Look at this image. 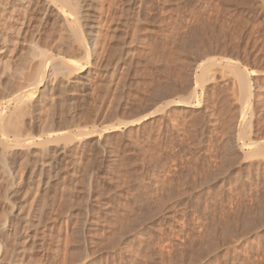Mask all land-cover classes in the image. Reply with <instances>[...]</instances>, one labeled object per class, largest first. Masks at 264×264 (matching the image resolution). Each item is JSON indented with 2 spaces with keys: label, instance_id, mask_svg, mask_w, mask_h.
I'll use <instances>...</instances> for the list:
<instances>
[{
  "label": "rangeland",
  "instance_id": "374dc122",
  "mask_svg": "<svg viewBox=\"0 0 264 264\" xmlns=\"http://www.w3.org/2000/svg\"><path fill=\"white\" fill-rule=\"evenodd\" d=\"M108 1L106 14L111 10L103 16L115 19L105 20L110 28L102 30L95 50L109 53V57L114 51L111 62L115 61V82L106 87L107 91L101 87L103 92L100 86L97 88L100 78L93 73L90 87L100 90L103 98L96 120L98 128L108 123L102 120V114L106 117L112 112L115 130L109 139L102 133L101 144L115 160L112 163L104 154L98 155L101 146L95 148L94 144L93 149L90 140L85 147L91 149H85L83 157L73 155L62 163L69 174L72 165L68 164L75 160L83 165L88 157L95 160L102 156L98 157L101 164L94 161L96 166L90 168L94 175L89 182L90 200L87 178L86 189L81 186L84 189L74 198V205L79 207L73 205L71 209L73 215L85 218L102 215L99 224L105 221L100 226L105 233L88 227L79 231L83 218L74 215L78 229H73L76 237L72 233L76 240L69 242L75 243L77 250L73 245L68 247L75 250L72 255L76 260L72 261L80 263L84 257L80 264H264V153L251 156L249 163L240 162L253 152L252 146H264V0ZM105 41L108 51L113 46L109 52ZM102 47L106 52L99 49ZM234 67L237 70H232ZM237 71L248 76L249 92L236 77ZM187 95L191 97L189 107L174 104ZM244 96L246 106L242 105ZM158 108H164L160 115L156 114ZM105 137L113 144H104ZM87 163L84 166L90 167ZM98 165L107 169L101 171ZM83 196L90 204H83ZM92 196L95 200L97 197L99 205L93 203ZM61 199L56 200V207L63 208L56 209L60 214L66 212L65 205L70 202ZM78 200H83L80 203L87 213L80 211L83 206ZM78 211L84 215H78ZM57 215L51 224V230L55 227L53 235L63 227V217ZM112 219L115 235L111 240L107 226ZM32 230V226L27 227L28 233ZM90 232H96L99 238ZM105 238L102 247L100 240ZM48 240H52L46 241L50 245ZM93 241L100 242L96 248L101 249L91 259L86 256ZM14 247L19 252L17 244ZM83 252L84 256L80 254ZM69 257L67 262L72 264ZM11 259L4 264L14 263Z\"/></svg>",
  "mask_w": 264,
  "mask_h": 264
},
{
  "label": "bare ground",
  "instance_id": "6f19581e",
  "mask_svg": "<svg viewBox=\"0 0 264 264\" xmlns=\"http://www.w3.org/2000/svg\"><path fill=\"white\" fill-rule=\"evenodd\" d=\"M107 1L108 0H0V264H4L5 259L9 257L11 251H13L12 253L14 254H11L12 256L9 257L10 259L13 258L14 263L12 262V264H68L67 256H71L69 257L71 258L69 262H73L72 259H75V256L72 255V252L74 253L75 251L72 250L74 248L76 249L73 245L75 243H72L74 248L71 251H69L70 249L68 250L69 246V248L72 247V245H69V242L72 238L75 239L76 237L75 233H73V231L76 232V230H73L74 227L81 225L79 231H83L84 229L86 231L88 227L90 231L93 230L94 232L95 230H100L101 232L102 228L100 229V226L103 222L105 223V221L102 222L101 220L102 223L99 224V218L102 216L99 214L95 219L93 216H91V219L89 217L85 218L81 214V216H76L74 214L76 217L84 219L79 220L81 224L74 226L73 217L75 216L72 213V209L74 206L79 207L74 205L77 204V199L75 200L74 198L81 189H86L84 185L87 178V197L89 199V182L91 181L90 179H92L91 175H93L90 173V168L96 166V163H93L94 161H96L97 164H101L98 160L102 156H98L99 158L97 157L95 160H90L89 157L87 158L85 156L90 167L84 166L87 163L85 157L86 163L82 165L83 162L81 163L79 157L84 156L85 146L90 142L91 146L95 144V148L101 146V148H98L101 149L99 151L100 153L95 149L98 155L104 154L106 157L105 160L108 157L107 161L110 162L112 160V163H114L113 161L115 160L110 158L112 155H108L109 151L105 145L101 144V134H107L108 137L109 134L115 130L114 119L111 117L112 112L108 113V115L111 114V116L105 117L102 114V120L108 122L107 124L102 125L101 123L100 125H102V127L98 128L99 125L96 123L102 103L100 100L103 99L100 95V90H102L101 87H105L104 89L106 90L115 82V61L111 62V58H113L114 55L112 53L114 51L111 52L110 55L112 56L109 57V53H101V51L98 53L95 50V47L98 46L97 43L100 40L99 38H101L100 34L103 33L102 30L110 26V22H108L109 25L106 24V19L113 17L109 16L106 18L103 16L105 10H107L105 7ZM109 1L108 3L110 4L115 3L114 0L113 2ZM128 1L130 2V0ZM107 14L105 16H107ZM112 19L108 20L112 21ZM123 21L124 20H122V22ZM109 28L110 27H108V29ZM112 28L113 31H111V29L109 31L114 32V36L115 27L112 26ZM107 31L106 29L104 32ZM106 37L102 38H109ZM112 42L113 41L110 43L112 44ZM101 44H106V41L104 44L103 42ZM105 47L108 51V45ZM105 47L99 49L104 50ZM112 47L109 48L112 50ZM234 68L232 70H237ZM93 73L100 78L97 87L99 88L100 86V90L94 89L93 87L91 89L90 87V78ZM236 74L242 86L249 92L250 82L246 80L248 76H245V73L240 71H237ZM188 96L189 95H187V97ZM190 98L191 97L185 100H179V102L174 104L182 108L189 107ZM244 99L242 98V100ZM91 100L93 104L90 103ZM111 102L112 101L108 104V107ZM89 104H91V106ZM242 105H247L246 99L243 101ZM110 107H113L112 109L110 108L112 111L115 109L114 105ZM164 108H158L159 111H155L156 114H162ZM146 116L147 114L140 117L138 119L139 121L137 120L138 123L142 122ZM104 117L109 119L105 120L103 119ZM99 119H101V117H99ZM102 138H104V136ZM107 140L104 144L111 143L110 140V142ZM102 141H104V139ZM94 147L92 146L93 149ZM90 149L91 148L88 150ZM252 150L253 152L250 155L248 154L242 157L241 163H249L251 156L264 153V146H252ZM73 155L79 156H77L79 162L76 164L75 158L77 157L73 159L75 160L74 164H68L69 162L66 163L65 161L68 166L72 165V171L68 174L69 171L63 170L66 166L62 167V163L66 158V160H68V157ZM94 155L91 154L90 157ZM113 156H115V154ZM70 161L72 162V160ZM106 164L107 162L105 165H102L106 167ZM98 169L103 171L107 168L100 166ZM110 172L111 170L108 173ZM112 173L113 172H111V174ZM77 174L84 178L80 179ZM94 174L96 175L95 172ZM92 177H94V175ZM109 178L111 179L112 177ZM105 179L108 178L106 177ZM96 181L98 180L96 179ZM104 181L105 180L101 182ZM109 181L113 182L112 180H108V182ZM81 186H84V188ZM98 187L101 188L100 186ZM104 187L105 186H103V188ZM112 188L114 189V187ZM111 189H109L110 191H108V193L107 191H105V193L109 194ZM91 190L94 191L95 189ZM86 191L87 190H85V192ZM65 196L70 200L68 204L65 202V199L68 200ZM93 196L92 199L95 198ZM58 197L62 198L61 202L64 200L63 202L66 203L65 208L67 209H65V213L62 212L60 214L58 210V212L56 211V209L60 208L56 207V200ZM86 199H84V201L78 200V203L82 201L83 204L86 203V201L89 202L90 199ZM96 200H92L93 203H95ZM57 201L60 202V199ZM98 201L96 202L98 203ZM93 203L91 204L93 205ZM80 204V207H82V203ZM102 204L104 203H101V206H103ZM8 206H10V208H8ZM7 208L10 210L9 212ZM92 208L93 207H91V211ZM109 208L110 207L107 209ZM80 209H82L80 211L84 214L87 213L83 211L86 209V206ZM97 210L100 211V209ZM80 211H78L77 214L82 213ZM91 211L89 210V213ZM105 212L103 214H105ZM56 214L63 217V222H61L63 227H58L59 229L56 228L58 232H54L57 233L56 235L54 234L56 237V239H54V235L51 234V232L55 227L51 230V226H53L51 224H53V219H55L54 217ZM91 214H94L93 211ZM78 218L74 220L78 221ZM59 219L62 220V218ZM28 225L33 227L32 234L27 232V227H30ZM76 229H78V227ZM107 229V237L109 236L112 240L113 235H115V224L113 219L109 222ZM47 230H51L49 231V235H47ZM96 232L93 233L94 235L90 232V235H92V237H97L98 235H96ZM104 233L105 232H101V234ZM87 234L89 233L87 232ZM101 234L100 238L103 237ZM51 235L52 237H48ZM79 237L82 239L84 238L82 236ZM52 238L55 241H53ZM98 238L99 236L97 239ZM47 239L52 240V243L48 240L50 245L46 243ZM110 239H108V241ZM98 241L99 240H97V242ZM105 241L106 238L104 241L100 240L101 243L99 242L100 244H98L101 246ZM97 242L93 244H97ZM83 243L86 245L87 242ZM88 243L87 245L91 244L90 246L92 247L90 251L83 248L85 255H87L86 251L90 254L86 257L93 256V254L96 255L101 248H96L99 246L98 244L93 246L91 242ZM111 243L114 245L113 242ZM111 243L110 249L112 250L113 246L111 247ZM16 244L17 247L20 248L19 252L17 251L18 253L15 252L14 246ZM107 244H109V242H107ZM81 245V247H83V244ZM104 245L102 247H104ZM84 252L80 254L84 256ZM83 258L81 262L84 261ZM10 259L7 258L8 263ZM91 259H94V257ZM78 260L80 261V259ZM93 261L91 262L94 263ZM80 263L74 261L72 264Z\"/></svg>",
  "mask_w": 264,
  "mask_h": 264
}]
</instances>
